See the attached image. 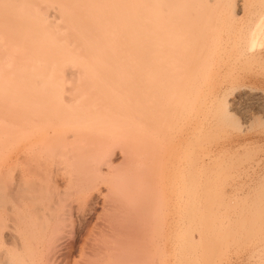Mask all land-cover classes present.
Here are the masks:
<instances>
[{"label": "bare ground", "instance_id": "obj_1", "mask_svg": "<svg viewBox=\"0 0 264 264\" xmlns=\"http://www.w3.org/2000/svg\"><path fill=\"white\" fill-rule=\"evenodd\" d=\"M197 1L0 0V264H46L41 260L45 253L49 258L45 259L47 264L54 263L57 253L64 251H60L63 246L59 247L60 236L57 237V234L62 231L63 225L66 227L64 221L71 217L64 215L71 213V210L66 209L70 208L67 201L73 198L72 201L76 202V205L80 202L79 208H82L84 205L82 202L90 197L95 200L94 204L103 197L102 206L105 205L104 208L108 210L112 209L113 213L108 212L115 222V224L108 222L111 225L108 223L107 225L105 221V225L109 228L116 225V229L120 228L118 231L115 229L116 232L120 234L119 230H122L121 234L124 235L122 237L121 234L119 236L114 232L117 237L104 225L102 231L105 233L107 229L108 237L115 235L110 237L108 243L114 241L117 249L121 247L125 252L120 251L118 254L121 249H115L114 244L109 246L105 243L107 239L104 240L108 237L101 235L99 247L97 246L100 248L98 252L93 247L96 255L103 253L106 247L115 250L117 254L111 252L113 251L111 249L108 251L113 256L117 255L115 259H118L120 254H123L122 258L119 257L122 260L127 256L126 259H129L127 262L118 259L124 264L130 261L135 262L134 264H138L137 261L139 264H148L149 261L150 264L151 262L156 264L163 260L162 258L160 260L161 254L156 252L160 251L159 239L150 240V244L154 242L159 248L154 249L155 255L156 253L160 255L159 261L156 255L153 263L152 256L148 255L150 254L148 251H153L151 249L155 246L146 248L145 245L149 244L146 240L150 239L149 234L154 233V227L158 224L153 223L154 230L151 232L150 221L153 222L155 219L148 220V224L149 217L146 216L148 217L146 219L143 215L160 208L163 195H155L153 192L150 193L154 195L146 192V195H142L143 182L140 180L142 178L137 176V166L142 167L150 161L152 163L147 162V166L149 163V166H153L143 168L145 172L148 170L150 172L147 179L151 178V181L155 177L156 183L158 178L169 180L170 168L168 166L167 170L166 164L169 162L170 150L174 147L172 141L177 136L175 128L177 126L176 124L170 126V120L175 119L178 113L177 106L183 101L184 88L187 84L192 82L194 85L201 80L210 81L209 76L208 79L205 77L213 68L215 50H208V43L206 44V41L202 43L203 39L199 43L197 41L199 36L184 34L185 30H192L185 27V21L203 14V10L199 8L202 6ZM263 42L264 13H260L252 27L250 47H257ZM240 89L242 90L240 87L239 89L234 87L231 92L218 94L211 99L209 103L215 106V113H220L219 116L232 117L237 114L234 111L245 116L248 111L253 112L255 108L264 110V95L253 96L251 92L242 94ZM211 112L214 113V110ZM218 113L215 116H218ZM184 134L187 147L190 145L194 148L200 145L201 139L204 140L201 137L202 132L189 131ZM204 144L203 142L201 145ZM211 151L206 155L213 160ZM244 151L246 154L247 150ZM120 152L125 161L123 168H120L117 161L115 162V155ZM243 155H239V158ZM247 156L244 160L248 159ZM235 159L237 160V157ZM241 160L238 159V164L235 162L232 173L234 178L232 222L236 254L233 264L246 263L250 258L248 253L251 241L248 226L252 221L249 212L252 202L248 196L253 192L252 174H256L254 171H257L256 168L263 162L258 159L254 160L253 165L251 162L245 165ZM118 167L121 170H118ZM192 175L187 176L188 180ZM213 175L211 177L215 176ZM195 176L191 179H198V175ZM159 181L161 182L160 179ZM102 187L105 191H102ZM191 190L194 191L192 188ZM191 190L189 189L187 194ZM205 191L208 192L206 189ZM96 192L100 194L104 192V195L98 193L94 195ZM184 196L190 201L187 195ZM192 199L191 202L194 199L196 201V197ZM104 208L103 213L106 212ZM65 209L68 213L63 212ZM108 212L104 213L106 217ZM61 213L66 217L63 218ZM151 213L150 211L149 215ZM58 216H63L60 218L64 220ZM119 216L120 218L125 216L129 222L125 220V225L122 226L124 220L121 222ZM111 217L106 220H113ZM57 219L60 224L63 223V227L56 226ZM138 219L144 221L140 226L143 231L145 230V234L138 231L141 229L139 225L137 226ZM133 221L136 222L137 229L132 228L135 225ZM127 222L130 223L129 227ZM56 227L60 229L57 233ZM112 229L115 231L114 227ZM124 229L130 231L123 232ZM146 232H150L149 236ZM137 236L141 239L138 240ZM115 238L117 239L114 240ZM134 241L140 243L135 244ZM101 244L105 246L101 247ZM131 245H134L133 248L135 245L138 247L133 249ZM128 250H133L130 251L133 253L132 258ZM166 252L165 257H168ZM61 253L62 257L68 256ZM85 254L87 256V253ZM103 254L97 257L89 253L91 257L94 255L102 258V261L105 257ZM94 257L92 260L88 258L91 262H87L88 259L86 262L101 263ZM110 258L113 259L112 256ZM113 262L117 261L111 260L106 263L103 261L104 264ZM119 262L117 264H123ZM176 262L178 263V260ZM67 263L65 260L62 264Z\"/></svg>", "mask_w": 264, "mask_h": 264}, {"label": "rangeland", "instance_id": "obj_2", "mask_svg": "<svg viewBox=\"0 0 264 264\" xmlns=\"http://www.w3.org/2000/svg\"><path fill=\"white\" fill-rule=\"evenodd\" d=\"M197 3L200 4V6H202L199 8L203 10V12L201 11L203 14L198 18H195V19L192 18V20L188 18L189 21L188 20L185 21V27L188 29L191 28L192 30L191 31L185 30L184 34L193 35L194 37L199 36V40H197L199 43H201L200 40L203 39L202 41L204 42L202 43H205L206 41V44L208 43L207 46L210 47L209 48L206 46L208 50L209 49L210 51L215 50L214 53L216 52V55H215L216 57L212 65L213 71L209 70V74H207V76L205 77V79L209 78L210 81L203 82L201 80V81H198L196 84L194 83V85L192 82L186 85L185 88L187 90V93L184 88L183 101L178 103V106H177L178 109L176 111L181 116L177 113L175 115L176 116L175 119L172 118L171 120L173 121L170 120V123H169L170 126L176 124L178 128L173 126L177 129L176 130L177 136L173 140L174 142L172 141V145L174 147L171 149L173 151L170 150L171 151L170 157H168L169 162H167L166 164V168L168 166H169L168 168H170L169 170L167 168V170L169 171V175H168L169 180L158 178L156 180L157 181L156 183L155 182L156 178L154 177L155 175L153 176L154 178L152 179L154 180V182H151L152 180L150 181L151 178L147 179V177H149L150 175V172L148 169H147L148 173L145 172L143 168L148 167L149 164L152 163L150 161H147V162H150L148 166H147V162H146V165L144 166L141 164L142 167H139L140 166L139 164H138L139 166H137L138 178L140 177L145 180V181L144 180L142 181V179H140L141 182H143L142 184H144L145 182L148 183V184L147 183L144 184L148 188L146 189V187L141 184L140 180L138 181V178H136L137 181L140 182L139 184H141L142 190H144L143 191L144 194L142 195H146V193L147 194L149 193L150 195L151 194L150 192H153L155 195H163L162 201L160 203V208H156L155 211L154 209L150 210L152 212L151 215H149L150 211H149V214L148 212L143 214L145 215L146 219L149 217L147 221L151 220V218L153 220L155 219L153 222L150 221V225H152L151 232H153L154 230L153 229L154 225L158 224L156 225V227H154L155 228L154 233L149 234L150 239L149 237H148L149 239L148 241L145 239L146 242H149V244L147 243L148 245H145V244L144 245L146 248L148 246H155L154 242H152L154 243L153 245L152 243L150 244L151 242L150 240L157 241V239H159L158 240L159 243L161 242L160 243L161 245L157 243L159 244L158 246L160 249L156 247L157 245L155 246L156 248L155 247L153 248L151 247L152 249L149 248V250L150 249L153 250V251H148L150 252V254L148 255L149 256L151 255L152 257L151 256L150 257L154 260L153 263H155V256L157 255L156 258H158L157 261H159L158 255L161 254V256L159 255L160 260L161 258L163 260L166 259V261L168 260L167 262L162 260L161 262L163 264L165 263L167 264H170V263H174V264H233L235 262L234 257L236 256V254H235V246H234L235 245V241H234L235 234H234V228H233V222H232L234 219V213H233L234 195L232 193L234 178H233L232 173H233L234 165L236 163L237 164L239 163L238 159L240 160L241 158L242 159L241 161H244L243 163L245 165H247V163H250V162L252 163L250 164L253 165L254 162L258 161L259 159L260 161L263 160V162L261 163V166L258 167L259 169L256 168L257 171L256 170L254 171L256 174H252L253 177H252V182H251L252 183L251 191L253 192L252 194H249L248 196V198L251 199V202H252V204L250 203L252 207L251 209L249 208L252 221L249 224L250 227L248 226V231L250 230L249 238H250L251 243H250V251L248 253V257L250 258L248 259L249 262L247 261L246 263L247 264H264V110H261L258 108L256 110L255 108L253 112L251 110L248 111V113L245 116H243V114H240V112L238 114V111H234L237 114L235 113H234L235 115L232 114L233 115L232 116L233 119H232L231 115H228L226 117L225 115H222L223 117L220 115L221 116L220 117L219 116L220 113L218 112L215 113L216 108L214 105L212 106L213 103L211 102L209 103V101L217 97L218 94L222 95L224 93H228L229 91L231 92L232 91L231 89L234 87L235 89H239V87L242 88V90L240 89V92L242 94L245 92L246 93L251 92L250 94H252L253 96H263L264 95V42L257 47H254V48L250 47V41L252 37V27L257 21L259 14L264 13L263 12L264 11V0H198ZM193 31L195 32L193 33ZM197 33L200 35H198ZM200 36H201V39H200ZM206 44H204L203 47H205ZM207 48H204V49L207 50ZM189 85H192V87L191 86L189 87ZM187 86L189 89H187ZM194 86L197 89L194 88ZM228 88L230 89L227 90ZM190 94L191 96H189ZM231 96L233 95L231 94ZM180 104L182 107L180 106ZM185 109L186 111L188 109V111L186 112ZM212 110H214V113L211 112ZM254 111H255V114H254ZM217 113H218V116H215V114ZM179 118L180 120H178ZM236 118H238L237 121L235 120ZM175 120L177 121V123ZM241 124L243 125V127H241ZM241 128H244V129L241 130ZM207 129H209L210 131ZM189 131H192V132L197 131L199 133L202 132L201 137H203V139L205 140L204 141L201 139L200 145L198 144L196 147H194L195 149L190 145L188 147L186 145L187 142L185 141L186 136L184 133L189 132ZM206 131H208L209 134ZM203 142L205 144L201 145L203 144ZM244 150H247L246 154L244 153L245 152ZM209 151H211L212 153V157L214 158V159L212 158L213 160H211V158H209V156L206 155V153H209ZM120 154L118 153L117 155H115V162L117 161V164L120 166V168H123L125 166L124 164L125 161L123 160L124 158H123L122 152H120ZM247 154H250L251 156L250 155L247 156ZM239 155H243V156L242 157L240 156L239 158ZM198 156H200L199 159H197ZM245 156H247L246 159L247 158L248 159L250 158V159L244 160ZM236 157H237V160L235 159ZM117 164L115 163V165ZM120 164L122 165V167ZM152 166L153 165L149 167H152ZM120 168L118 167V170H121ZM166 168H164V170H166ZM181 169H182L183 175L181 174ZM141 170H143V173ZM216 170H218L219 172ZM191 172L193 175L191 174ZM213 173L215 176L216 175L217 176L215 177ZM139 174H142V175L139 176ZM151 175L153 174L151 173ZM189 175H192L189 178L190 180H188L187 178V176L189 177ZM195 175H198V179L194 178L195 180H198V181L191 179L193 177H196ZM212 175L214 177H211ZM146 179L149 181H147ZM159 179L161 180V182L159 181ZM204 181L207 183H204ZM260 184L261 186L262 185L263 186L261 187ZM191 188L194 190L193 192ZM189 189L191 191L190 193L187 194V191L189 192ZM205 189L208 192H206ZM103 190L104 189L102 187V191ZM97 193L98 192H96L94 195H97ZM103 193L104 192H102L101 194L100 193L98 194L104 195ZM154 194H151V195H154ZM184 195H187L188 198H190V201ZM194 197H196V201ZM191 198H193L194 201L191 202ZM70 200L72 201L73 198H71ZM71 201H67L68 203H70L69 204L70 208L66 206L67 207L66 209H68L67 211L71 210L70 211L71 213L66 214L65 213L67 212L66 209L65 211H63L65 214L61 213L62 215L63 214L68 215L67 217H69V215L71 216L69 220L66 218L67 220L64 221L66 222V227L65 225H63L61 221H60L61 224L58 222L59 219H61L64 215L62 217L58 216L59 219H57L56 221L57 223L56 226L58 225H61L60 227L64 226V228L61 229L62 230L61 232L60 231L58 232V229L60 227L59 226H58L59 228L56 227L57 228L56 233L58 232L57 237L60 236V239L57 238V241L60 240L59 241L60 243L58 242L60 244L59 246L60 248L63 246L62 247L63 249L61 248L60 251L64 250L62 253L68 256H66V258L65 256H63L64 257V260H63V257H62L63 254L60 252L62 254L60 256V253L58 252L59 254L57 253L58 255L57 259L59 256L60 258L58 260L55 258L56 261L54 259V263L62 264L63 262L65 263V260H66V263L68 262L67 264H77V263L85 264L89 261L91 262L92 257H94V255L91 257L89 253L90 254L93 253L95 254V256L98 257L99 254H103L105 251H107L103 254L105 255V257H103L104 258L103 261L105 263L107 261L110 262L111 260L112 261L114 260L117 262L121 261L122 260L121 256L123 254H120L121 256H118V259H119L118 261L117 258L115 259V257H117L116 255L117 253L115 252V250L111 248L107 249L106 247H104L105 246L104 244H101L102 245L101 247H104V251H103V248L101 249L103 253H99L98 255H96L98 250L100 249L98 248L99 247L98 243H100L99 238H101V235L102 236L104 235V237H108L109 232L117 233L116 230L118 231V229H120V228L116 229L115 228L116 225H115L112 227H114V230L115 229L116 230L112 231L113 229L111 226H110L111 228L110 229L109 226L107 227L105 225V223L107 224L108 222L113 223L114 219L111 217L112 215L108 212V211L111 212L112 209L108 210L107 208L106 209L104 208L105 205L102 206L103 205L102 203L104 201L103 197L100 198L99 202H95V204H94L95 200L92 199L91 197L88 198L87 200H84L82 202L84 203V205L83 206L81 205L82 208H79L80 207L79 201L76 200L77 202H79L78 205H76L77 204L76 202H73V201L71 202ZM102 208H104L105 209L104 211H106L104 213L108 212L110 214V215L108 214V217L105 216L106 214L103 213ZM158 209H161V210L159 211ZM59 213H57V215ZM101 213H103L104 215L103 214L101 215ZM115 213L117 214V211ZM57 215H56V218H57ZM143 215L141 217H143L144 219ZM109 216L113 220L108 219L107 221L106 218H110ZM120 216H122V213ZM120 216L118 218L121 220V222L124 220V222H122L123 223L122 226H123L125 225L124 223L128 219H126L125 216L120 218ZM65 217L66 216H64L63 218ZM118 218H116L117 221H119ZM139 219L138 221L141 223L139 224V222H137V226L138 225L140 226L144 222V221L143 222L140 221ZM61 220H64V219H61ZM135 220L137 221V219ZM121 222L119 224H121ZM128 222L126 224H128V227H129L130 223ZM133 222L135 223V225L132 226L133 224L131 223L130 226H132V228L134 227V229H137L136 222L135 221ZM119 224H117V227ZM148 224H149V221H148ZM104 225L106 226L107 229L111 230L107 233L108 230L106 229L105 233L107 234L103 232L105 228ZM144 226H146V224ZM125 228H127V226ZM144 229L149 230V228H144ZM125 230L127 229H124L123 232L128 233L130 231V230L125 231ZM139 230H140V233H143L145 231V230L144 231L142 230V227L141 229H138V231ZM101 231L103 233H101ZM119 231L121 234L122 230H119ZM127 233L125 234L127 235ZM146 233L148 235V233L150 232H146ZM117 234L120 236L119 233ZM115 235L112 234L110 237L112 238ZM140 235L138 236L140 237ZM191 235L193 236L191 237ZM121 236L124 237V235L122 234ZM110 237H108L109 239L108 238L104 239L105 241L107 239V242H105L104 240L103 241L105 243H108V241L111 239ZM139 237H138V240L141 239ZM116 239L117 238H115L114 240ZM142 239H143V236H142ZM135 241H137V238L135 239ZM135 241H134L135 244L139 242V241L138 242H135ZM118 242L120 241L118 240ZM140 242L142 243L141 240ZM121 243H122V240H121ZM112 244H114V248L117 249L118 246L115 244L114 241H111L108 243L109 246ZM123 244L126 245L124 241H123ZM118 245H121V244L119 243ZM144 245L142 246L144 247ZM133 246L134 245H131V248H133ZM163 246H166V247H163ZM93 247H95L97 252L96 250H93L94 249ZM136 247H138V245H135L134 248L137 249ZM164 248H167V249L164 250ZM110 249L113 251H111ZM118 249H121L119 250L118 254L120 253V251H124L122 250L121 247ZM123 249H126V248L123 247ZM154 249L155 250L159 249L162 252L156 251L159 254L156 253L155 255ZM109 250L113 253H116L115 254L116 256H113L111 252H108ZM130 251L133 252V250H130ZM139 251L141 252L140 249ZM165 251H167L166 254L168 253L167 254L169 255L168 257H165ZM85 253H87V256H89L88 258L91 260L87 258L88 261L86 262L87 256ZM108 254H111L113 259H111L110 258L111 256H109ZM131 254L133 253L130 252L129 254L130 257H131ZM46 257L48 258V256L45 253V255L43 254V259L41 260L45 261L47 264V261L45 260L47 259ZM97 257H94V258L98 259L99 262L101 261V263H98V264H104L102 261V258L99 259ZM126 257H123L122 261H125V262H127V260L129 261V259H126ZM61 258L62 260H60ZM94 258H93V261H94ZM168 258H170V260ZM152 259H149V260L153 261ZM181 259L183 260L181 261ZM177 260H178V263L176 262ZM117 262H113V264L114 263L117 264ZM161 262L159 261V263L157 262L156 264H161ZM54 263L52 262V264ZM119 263H123V262H119ZM131 263L134 264L135 262L133 263L130 261L129 264ZM136 263L139 264L140 262L137 261ZM246 263H243V264H246ZM87 264H90V263H87ZM148 264H150V261L148 262Z\"/></svg>", "mask_w": 264, "mask_h": 264}]
</instances>
